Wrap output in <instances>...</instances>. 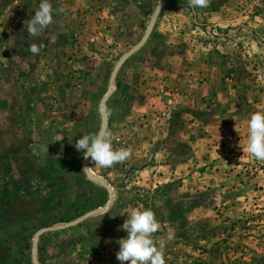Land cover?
<instances>
[{"label":"rangeland","instance_id":"rangeland-1","mask_svg":"<svg viewBox=\"0 0 264 264\" xmlns=\"http://www.w3.org/2000/svg\"><path fill=\"white\" fill-rule=\"evenodd\" d=\"M40 2L0 0V264H121L141 205L166 264H264V161L246 150L264 0H50L34 38ZM101 129L129 160L97 168L76 150Z\"/></svg>","mask_w":264,"mask_h":264},{"label":"clouds","instance_id":"clouds-1","mask_svg":"<svg viewBox=\"0 0 264 264\" xmlns=\"http://www.w3.org/2000/svg\"><path fill=\"white\" fill-rule=\"evenodd\" d=\"M189 7L207 8L211 0H188ZM59 12H65V7H60ZM53 5L50 0H41L34 16L27 23V31L32 37H39L45 29L53 23ZM54 42V41H53ZM43 45L31 43L29 50L34 54H39ZM106 119L110 116V110L103 106L99 109ZM62 137H57L54 141H61ZM113 133L108 129H101L96 133L85 134L75 143L77 151L83 152L85 159H90L97 168H111L117 163H123L131 158V149L114 148ZM247 153L259 161H264V111H257L251 114L248 121V143ZM88 168H84L86 170ZM128 235L118 241L120 248L116 253V259L121 264H166L165 241L157 239V233L161 224L156 218V213L152 209H144L143 205L130 209L125 222L120 226ZM175 238V232L169 229L167 240Z\"/></svg>","mask_w":264,"mask_h":264},{"label":"crops","instance_id":"crops-1","mask_svg":"<svg viewBox=\"0 0 264 264\" xmlns=\"http://www.w3.org/2000/svg\"><path fill=\"white\" fill-rule=\"evenodd\" d=\"M194 94L195 93L191 92V93L188 94V97H192V96H194Z\"/></svg>","mask_w":264,"mask_h":264},{"label":"built area","instance_id":"built-area-1","mask_svg":"<svg viewBox=\"0 0 264 264\" xmlns=\"http://www.w3.org/2000/svg\"><path fill=\"white\" fill-rule=\"evenodd\" d=\"M162 116H165V114H162Z\"/></svg>","mask_w":264,"mask_h":264}]
</instances>
